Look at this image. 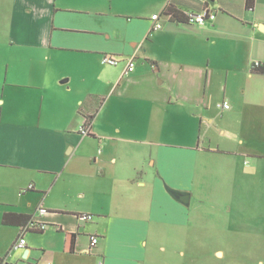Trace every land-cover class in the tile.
Wrapping results in <instances>:
<instances>
[{"label": "crops", "instance_id": "obj_1", "mask_svg": "<svg viewBox=\"0 0 264 264\" xmlns=\"http://www.w3.org/2000/svg\"><path fill=\"white\" fill-rule=\"evenodd\" d=\"M206 2L0 0V225L20 232L9 257L21 234L16 214L36 217L44 207L39 244L26 238L20 249L26 257L39 251L37 264H147L154 225L189 218L162 173L149 171L162 146L185 164H200L214 150L215 160L221 155L217 162L236 172L250 159L239 182L246 195L236 199L240 216L230 223L248 237L250 263L264 264V72L246 60L264 69V12L257 0L251 7L215 0L208 3L216 18L205 25L165 12L200 11ZM154 14L159 29H152ZM104 54L122 61L106 64ZM129 57L136 67L124 74ZM231 78L243 89L228 90ZM216 225L220 241L230 227ZM67 232L77 234L72 253L64 249ZM4 253L1 264H10ZM216 254L226 256L223 247Z\"/></svg>", "mask_w": 264, "mask_h": 264}, {"label": "rangeland", "instance_id": "obj_2", "mask_svg": "<svg viewBox=\"0 0 264 264\" xmlns=\"http://www.w3.org/2000/svg\"><path fill=\"white\" fill-rule=\"evenodd\" d=\"M260 9L264 12V0H257ZM249 13L253 11L248 9ZM234 15L233 13H231ZM240 20H248L245 17H238ZM99 33L95 34L98 37ZM18 51H22L16 47V57ZM39 52V50H35ZM250 65L258 59L248 57ZM46 62V60L44 59ZM21 62L17 61L19 65ZM51 65V61L48 62ZM71 67H76V63L71 64ZM258 72L257 70L254 71ZM238 81L233 82L232 78L228 84V90L233 85L239 91L243 89V85H236ZM232 83V84H231ZM259 84H264L262 81ZM240 85V86H239ZM226 92V98L232 102L230 92ZM264 90V89H263ZM223 89L221 90L222 94ZM263 97V91L260 94ZM222 104V103H221ZM208 142V140H203ZM202 142V144H204ZM209 146H215V142H208ZM160 146V145H159ZM169 149L160 146L152 153L149 161V171L159 173L163 177V183L170 186H178L182 190H187L192 193L190 206H184L185 213L189 214L186 225H166L156 224L152 229V246L149 248V257L147 264H251L249 260V253L247 252V236L245 234H236L235 227L232 226L231 219H238L240 213V206L236 201L239 196H245L243 188H239V182L243 180L241 175L249 174L250 166H248L250 159L243 158L244 162L239 163L238 171H233L227 164L221 165V155L215 160V151L204 154L200 164L196 162H187V164L177 162L174 154ZM224 156V155H223ZM174 158L171 159V158ZM223 159V158H222ZM154 162V163H153ZM153 163V164H152ZM152 164V165H151ZM245 181V179H244ZM175 187V188H176ZM35 206V205H34ZM171 210V209H170ZM221 214V217H220ZM237 217V218H235ZM223 224V227H230L227 233L223 231L224 235L219 240V226L216 224ZM2 227V228H1ZM17 228L12 226L0 225V250H3L4 257L8 259L10 264H37L39 263V251L33 253L31 256L24 257V251L17 250L9 257V243L12 239L19 236L16 231ZM217 230V231H216ZM39 233L28 231L26 233L27 240L39 239ZM223 238V239H222ZM36 244L39 242L36 240ZM223 247L226 256L221 260L217 254L216 249ZM8 253V254H7Z\"/></svg>", "mask_w": 264, "mask_h": 264}, {"label": "built area", "instance_id": "obj_3", "mask_svg": "<svg viewBox=\"0 0 264 264\" xmlns=\"http://www.w3.org/2000/svg\"><path fill=\"white\" fill-rule=\"evenodd\" d=\"M187 23L195 24V25H205L209 20H213L216 18V10L212 8L210 5L206 6L200 11H188L185 13ZM162 27V23L160 22V14H154L152 16V29H159ZM102 61L106 64L110 65H118L122 60L114 57L109 54H104L102 57ZM136 67V58L135 57H129L125 59V68H124V74H129L132 72ZM253 67L260 68L262 67L261 61L257 60L253 62ZM220 106L229 108V103L224 102L220 104ZM90 125L85 122L84 126L81 127V132L84 135L90 134ZM33 185H30V188H32ZM48 213V209L41 207L39 209V216L31 217L30 220L21 227V234L20 237L17 239V241L13 244L12 249L14 250H20L23 248H26L27 246V240L25 237V234L27 231H44L47 227V223L41 219V216ZM79 217L85 221H90L94 218V215L91 213H82L79 215ZM91 241L92 243H96L98 241L97 235H91Z\"/></svg>", "mask_w": 264, "mask_h": 264}, {"label": "trees", "instance_id": "obj_4", "mask_svg": "<svg viewBox=\"0 0 264 264\" xmlns=\"http://www.w3.org/2000/svg\"><path fill=\"white\" fill-rule=\"evenodd\" d=\"M255 0H247V6L251 7L254 4ZM209 3L206 2V6H208ZM166 14H168L173 20H177L180 22H187L186 16L185 14L179 13L175 8L169 6L168 8H166L165 10ZM258 72L263 73L264 69L263 68H255ZM93 120V116H88L86 118V121L89 125H91V122ZM20 219H22V225L24 226L29 220L30 217L26 214H16ZM4 223L5 224H10V216L9 214L4 216ZM38 232V231H37ZM76 240H77V234L76 233H70L67 232L66 236H65V246L64 249L66 252L68 253H72L75 250V246H76ZM2 258H0V264L2 262Z\"/></svg>", "mask_w": 264, "mask_h": 264}, {"label": "water", "instance_id": "obj_5", "mask_svg": "<svg viewBox=\"0 0 264 264\" xmlns=\"http://www.w3.org/2000/svg\"><path fill=\"white\" fill-rule=\"evenodd\" d=\"M211 5L215 4V0H207ZM167 191L169 194L176 200L180 201L182 204L189 206L191 202V193L188 191L176 189L171 186H166ZM26 257V255L24 256Z\"/></svg>", "mask_w": 264, "mask_h": 264}]
</instances>
